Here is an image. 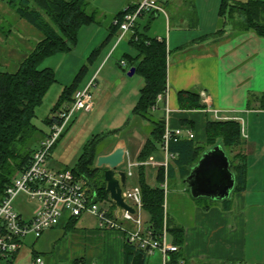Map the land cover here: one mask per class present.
I'll return each mask as SVG.
<instances>
[{
    "label": "crops",
    "instance_id": "crops-1",
    "mask_svg": "<svg viewBox=\"0 0 264 264\" xmlns=\"http://www.w3.org/2000/svg\"><path fill=\"white\" fill-rule=\"evenodd\" d=\"M250 1L264 3V0H230L234 4ZM139 2L102 0L99 7L111 13L110 23L105 25L104 20L96 17L94 23L79 31L77 44L70 52L45 61L44 67L51 68L57 79L47 93L55 91L54 98L48 100L49 116L83 67H88L84 78L87 82L83 83V80L79 89L93 82L98 69L106 65L108 57L113 56L124 41L129 43L132 35L127 33L119 42L121 32H118L102 47L112 31L116 16ZM221 5L222 0H164L166 14L153 18L155 22L161 20L164 29H153V22L150 30L146 31L150 37L166 39L170 51L166 98L160 99L154 110L157 117L166 116V127L191 130L195 134L194 143L199 146L207 142V126L211 121H240L248 136L242 149L247 155L246 188L242 191L234 189L229 198L222 201L191 195L195 205L190 212L185 197L190 189L184 182L189 175L182 178L174 168L175 171L167 178L169 194L173 195L174 201L183 200L185 208L180 218L173 216L170 220L172 227L183 231L179 262L264 264V37L223 21ZM101 15L106 16L103 12ZM138 27L144 31L145 27ZM42 40L43 34L21 18L9 0H0V72H16ZM125 55L121 61H126ZM133 56H136V51ZM96 59L100 65L91 76L90 66ZM142 88L133 92L123 87L120 89L122 96L118 97L121 103L118 115L122 119L118 124L121 126L117 127L121 128L114 130L117 134H108L112 135V141L99 154L108 155L116 147L123 146L126 152L124 167L145 162L139 161V155L150 137L152 125L133 112ZM187 92L200 95L203 109L181 107L179 94ZM93 99L94 106L89 114L98 110L99 102L94 96ZM42 139L39 138L35 149ZM155 156L162 158L161 148ZM229 161L231 165L230 158ZM169 166L174 167V162ZM140 167L136 169V177L127 180L128 186L138 185ZM145 180L149 186L154 184L158 181V173L145 168ZM170 181L174 182L172 187ZM99 204L109 215L113 214L111 218H115L118 210L110 198L99 199ZM35 209L28 218L19 213L30 219ZM165 213L168 215L166 210ZM119 223L128 230L135 229L131 222ZM148 225L149 220L145 226ZM32 239L31 242L28 238L23 242L15 264H31L36 257H42L46 264H163L160 253H156L159 258L155 261L144 255L141 263L136 254L138 250L128 243L123 230L101 229L98 219L91 214L78 219L66 217L40 239ZM168 239L173 243L169 230Z\"/></svg>",
    "mask_w": 264,
    "mask_h": 264
},
{
    "label": "trees",
    "instance_id": "trees-1",
    "mask_svg": "<svg viewBox=\"0 0 264 264\" xmlns=\"http://www.w3.org/2000/svg\"><path fill=\"white\" fill-rule=\"evenodd\" d=\"M9 3L21 18L43 34V40L20 64L16 72H0V199L5 188L11 183L13 175L31 163L39 138L46 136L33 123L38 108L43 105L47 93L57 82L55 72L44 67L45 61L70 52L77 44L79 31L94 23L98 14L97 11H88L89 0H9ZM229 10L237 12L240 18L237 19L238 26L242 31H253L264 37V3L250 1L234 4L230 0H222L220 16L226 23L230 15ZM234 11L232 14L235 17ZM125 13L126 9L120 12L115 20L120 22ZM150 25L151 22L145 26L143 32L137 27L135 35L129 40V45L136 51V56L125 55L129 67L134 68L136 74L144 80L139 101L133 111L134 115L153 126L150 137L139 155L141 162L159 153L167 122L165 115L157 117L154 110L158 107L159 100L166 98L170 51L166 39L147 35L146 31L150 30ZM111 28L112 31L102 47L120 32L119 24H113ZM87 73L88 67L85 66L79 71L72 85L64 90L52 109V115L46 119L48 126L51 125L52 116L57 110L72 103L73 96L79 90ZM179 101L183 109H203L199 94L180 93ZM111 134H117V131ZM107 136L108 134L102 135L90 141L75 168L63 169L91 180L102 200H109V195L106 192L104 170L97 169L95 162L107 145L101 147ZM194 139L182 138L170 144V152L177 155V158L173 161L174 167L169 166L167 178L175 171L174 168L179 171L182 178H186L206 151L220 145L224 151L226 148L233 151L240 149L241 152H235L230 169L236 178L235 190L242 191L246 188L247 155L242 151L245 139L242 136L240 121H211L207 126L206 144L196 145ZM164 181L165 172L161 169L158 186L150 187L145 180V167L139 168L138 185L142 192L143 210L148 214L151 228L160 233L166 223L173 243L181 247L184 242L183 231L172 227L171 220L165 213L166 197L162 187ZM136 254L139 255L141 263L144 262V254L139 251ZM180 257V250L171 254L169 264H178Z\"/></svg>",
    "mask_w": 264,
    "mask_h": 264
},
{
    "label": "built area",
    "instance_id": "built-area-1",
    "mask_svg": "<svg viewBox=\"0 0 264 264\" xmlns=\"http://www.w3.org/2000/svg\"><path fill=\"white\" fill-rule=\"evenodd\" d=\"M163 2L164 0H140L138 4L128 6L123 19L120 22L114 21V24L120 25L119 42L127 33L135 35L141 19H153L155 16L166 14ZM121 65L126 66L127 62L121 61ZM93 84L94 82H91L87 87L77 90L72 103L54 113L53 121L49 125L50 130L40 140L33 153L31 163L25 169L18 170L13 175L11 183L5 188L0 199V264H15L22 244L28 237L38 240L46 231L58 227L64 218L78 219L84 214L95 216L101 229L123 230L128 243L145 256L152 257L156 253H160L163 264H169L171 254L179 252V246L168 239L166 223L160 233H156L150 225H144L141 219L142 192L138 185L128 186L126 184L123 189L126 202L135 209V214L124 211L121 219L118 218V215L111 218L108 212L101 208L99 195L92 182L85 177L76 176L71 170L48 169L47 163L51 151L64 134L69 123L78 113L93 108L94 99L91 92ZM242 136L244 139L248 137L243 125ZM182 138L192 140L195 138V134L191 130L183 128L170 129L166 127L161 146L162 158L159 159L158 156L153 155L141 165L131 163L124 167V163L119 167V171L126 174V182L128 179L136 177V169L139 166H144L146 170L158 173V175L163 169L166 181L162 187L165 196H167L168 168L177 158V155L170 152V144ZM157 186L158 181L150 185L153 188ZM21 194L36 203V209L30 219H25L15 208V201ZM164 209L166 210V204ZM123 221L133 223L135 229L132 231L123 228L119 223ZM31 264L46 263L42 257H36ZM178 264H185V262L180 261Z\"/></svg>",
    "mask_w": 264,
    "mask_h": 264
},
{
    "label": "rangeland",
    "instance_id": "rangeland-1",
    "mask_svg": "<svg viewBox=\"0 0 264 264\" xmlns=\"http://www.w3.org/2000/svg\"><path fill=\"white\" fill-rule=\"evenodd\" d=\"M101 1L102 0H89L88 11L89 12L97 11V13L99 12L97 14V19L104 20L105 25H107L110 23L112 16L111 13L99 7ZM234 10H229L230 15L229 18H227V23L238 26L239 21H237V18L238 19L240 18L237 12ZM233 11L235 13V17L234 14H232ZM102 12L106 15L105 17L101 15ZM161 17H163V15H161ZM155 20L150 18H145V19H141L139 21V24L143 29V27H145L149 22L153 24ZM161 27L162 29H164V24L163 22H161V20L156 21L152 26V28L156 30L160 29ZM134 53L135 50L129 45V43H127V41H124L120 45L116 53H114L113 56L108 57V59L106 60L107 62H105L106 65L105 66L102 65V67L98 69L93 79L94 86L91 90L94 98L99 102L98 110L90 114L88 113V111L85 110L78 115L77 119L75 118L72 119V121L67 126L64 134L62 135L60 140L57 142V144L54 146V148L51 151V156L47 163L48 169L59 171V170H63L62 169L63 167H68L69 169L75 168L81 155L83 154L85 146L90 141H92L94 138L98 139L102 135L111 134L117 128H121V127H117V126H121L118 124L121 122L122 119V117L118 115V111L121 107V103L119 102L120 98L118 97L122 96L120 89H122L123 87L125 89H128L129 92H133L144 86V80L139 74H135L134 76L130 77L129 72L131 71V68L128 65L125 67L121 66V60L124 57V54H129L133 56ZM94 62L95 63L91 64L90 66L91 76L95 73L96 68L100 65L98 59L94 60ZM85 82H87V80L83 81V83ZM119 86L121 88H118ZM54 96H55V91L52 90L47 95L43 105L38 108L37 116L33 121L35 126L45 134H48L50 130V126L46 124V119L51 113L49 111L50 103L48 100L51 98L53 99ZM111 138L112 135H108L106 139L101 143V147L112 141ZM108 147L106 149V152L108 151ZM238 151H240V149H236L234 151L231 148L225 149V152L229 156L231 161H233L234 159L235 152L237 153ZM173 183H174L173 181H170L171 187ZM183 188L184 186L182 185L181 189ZM166 191H167V196L165 197L167 198H165V202H166V211L168 213V217L170 218L173 216H177L176 218H180V216L182 215L181 211L183 208H185V205H183V200H179V201L172 200L173 195L169 194L170 189L168 187V184ZM191 195H192L191 191L190 192L188 191L185 195L186 199H188L186 207L189 208L190 212L193 206L195 205L194 198H192ZM100 201L103 200L100 198ZM205 201H209V200H205ZM14 205L18 212L24 214L25 218H28L31 215L34 208H36V203L34 201L29 200L24 194H21L16 199ZM189 210L187 213H189ZM141 219L144 225L148 224L149 217L145 211L141 213ZM28 241L31 242L33 241V239L31 237H28ZM155 255L152 256L151 261H155L156 259L159 258L158 255L157 256Z\"/></svg>",
    "mask_w": 264,
    "mask_h": 264
},
{
    "label": "water",
    "instance_id": "water-1",
    "mask_svg": "<svg viewBox=\"0 0 264 264\" xmlns=\"http://www.w3.org/2000/svg\"><path fill=\"white\" fill-rule=\"evenodd\" d=\"M135 74L136 71L132 68L129 76ZM125 154V148L118 146L112 153L99 155L96 159V168L104 170L106 192L117 207L119 219L124 211L135 214V209L127 204L123 192L126 174L119 171V167L125 163ZM184 182L194 198L222 201L228 199L234 191L236 178L230 169L226 152L218 145L203 154Z\"/></svg>",
    "mask_w": 264,
    "mask_h": 264
}]
</instances>
